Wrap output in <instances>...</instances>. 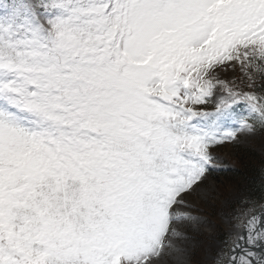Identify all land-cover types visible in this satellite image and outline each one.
I'll return each instance as SVG.
<instances>
[{"label":"snow or ice","instance_id":"6c2138e0","mask_svg":"<svg viewBox=\"0 0 264 264\" xmlns=\"http://www.w3.org/2000/svg\"><path fill=\"white\" fill-rule=\"evenodd\" d=\"M257 132L264 0H0V264H179ZM232 227L212 264H264V203Z\"/></svg>","mask_w":264,"mask_h":264},{"label":"rangeland","instance_id":"374dc122","mask_svg":"<svg viewBox=\"0 0 264 264\" xmlns=\"http://www.w3.org/2000/svg\"><path fill=\"white\" fill-rule=\"evenodd\" d=\"M232 75L231 72L222 73L226 78H231ZM240 149L253 150L264 164V132L241 135L235 142L215 149V154L220 157L216 163L222 167L210 173L201 185L200 193L191 197L199 208L198 215L203 222L190 232L193 239L186 242L187 252L179 264H212L222 241L234 231L232 217L242 206V201L249 199L259 204L264 200L250 197L242 185L232 180L230 169L239 164L235 152ZM160 264L178 262L172 256H165Z\"/></svg>","mask_w":264,"mask_h":264},{"label":"trees","instance_id":"16d2710c","mask_svg":"<svg viewBox=\"0 0 264 264\" xmlns=\"http://www.w3.org/2000/svg\"><path fill=\"white\" fill-rule=\"evenodd\" d=\"M235 157L239 160L234 168H231V177L238 185H242L244 191L250 197L255 196L259 200L264 197V164L256 152L250 149L236 150Z\"/></svg>","mask_w":264,"mask_h":264}]
</instances>
